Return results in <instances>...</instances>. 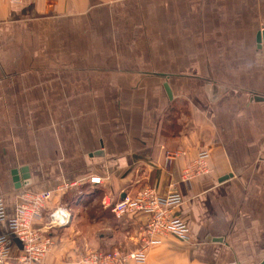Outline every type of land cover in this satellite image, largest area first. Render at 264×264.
Returning <instances> with one entry per match:
<instances>
[{"label":"crops","instance_id":"0c3cea01","mask_svg":"<svg viewBox=\"0 0 264 264\" xmlns=\"http://www.w3.org/2000/svg\"><path fill=\"white\" fill-rule=\"evenodd\" d=\"M262 31L264 0H0L7 219L26 192L76 211L41 264L135 251L144 218L117 220L103 201L144 188L181 194L189 229L146 264L264 262ZM203 151L206 169L187 181ZM90 176L104 183L57 191Z\"/></svg>","mask_w":264,"mask_h":264},{"label":"built area","instance_id":"2783aa9c","mask_svg":"<svg viewBox=\"0 0 264 264\" xmlns=\"http://www.w3.org/2000/svg\"><path fill=\"white\" fill-rule=\"evenodd\" d=\"M19 3L23 0H11ZM179 153L169 154V158ZM210 155L207 151L199 153L195 168L187 170L189 181L203 173ZM104 183L101 177L90 176L58 188L66 193L79 190L84 185L93 187ZM53 192H26L17 199L16 216L7 219L4 202L0 198V223L6 222L8 233L0 234V264H41L56 245L59 231L67 228L73 214L69 206H52ZM184 203L179 193L161 195L152 188H144L135 198L126 197L118 201L105 199L103 206L117 220L139 219V247L133 252L120 249H88L79 256L76 264H146L149 252L163 243L166 236L182 241L189 239V229L184 220L177 216L176 210ZM18 240L21 247L17 246ZM70 264V263H67Z\"/></svg>","mask_w":264,"mask_h":264},{"label":"water","instance_id":"95a60500","mask_svg":"<svg viewBox=\"0 0 264 264\" xmlns=\"http://www.w3.org/2000/svg\"><path fill=\"white\" fill-rule=\"evenodd\" d=\"M257 42H258V44H261V43L264 42V31H262V32L258 35V37H257ZM166 89H167V92H168L169 97L172 98L171 91L169 90L168 87H166ZM256 100H264V99H261V98L259 99V98H258V99H256ZM96 155H97V156H98V155H103V153H97ZM14 175H16L15 172H14ZM225 178L227 179V177H225ZM14 180H15V183H17V184H16V187L19 188L21 185L19 184V179H18V177H15ZM15 243L17 244V246L21 247V244H20V242H19L18 240H16ZM262 264H264V262H263Z\"/></svg>","mask_w":264,"mask_h":264},{"label":"rangeland","instance_id":"374dc122","mask_svg":"<svg viewBox=\"0 0 264 264\" xmlns=\"http://www.w3.org/2000/svg\"><path fill=\"white\" fill-rule=\"evenodd\" d=\"M87 199H88V198H84V199H83V202H82L81 204H79L78 206H81V205L83 206L84 202L87 201ZM69 208H71L70 205H69ZM72 208L74 209V207H72ZM73 209H71V210H72V213H76V211H73ZM62 230H63V229H62ZM62 230H61V231H62ZM61 231L58 232V235H59V233H60Z\"/></svg>","mask_w":264,"mask_h":264}]
</instances>
